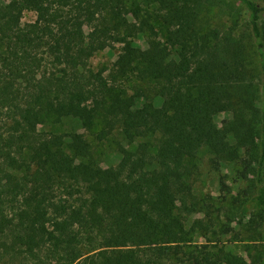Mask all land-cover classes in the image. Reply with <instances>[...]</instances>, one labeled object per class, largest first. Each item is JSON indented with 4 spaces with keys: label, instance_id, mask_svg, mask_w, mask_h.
Instances as JSON below:
<instances>
[{
    "label": "trees",
    "instance_id": "trees-1",
    "mask_svg": "<svg viewBox=\"0 0 264 264\" xmlns=\"http://www.w3.org/2000/svg\"><path fill=\"white\" fill-rule=\"evenodd\" d=\"M234 1L245 23L210 26L226 0H0V264H261L194 244L202 220L186 227L201 210L187 161L201 150L214 168L240 165L238 218L252 236L264 225V4ZM138 33L145 55L124 49L108 75L90 65ZM130 72L156 84L158 105L128 95L118 78ZM99 119V139L115 128L128 146L158 142L121 146L106 169L88 139ZM48 120L79 130L60 145Z\"/></svg>",
    "mask_w": 264,
    "mask_h": 264
},
{
    "label": "rangeland",
    "instance_id": "rangeland-1",
    "mask_svg": "<svg viewBox=\"0 0 264 264\" xmlns=\"http://www.w3.org/2000/svg\"><path fill=\"white\" fill-rule=\"evenodd\" d=\"M264 4V0H257ZM228 6L225 10L211 9L207 24L230 25L232 19H237L245 23L247 14L241 6L234 0H226ZM35 15L31 11H25L22 21L31 22ZM158 32V39L163 41L165 31L162 23L154 24ZM147 38L145 33H138L136 36L128 38L126 42L114 43L112 47L106 48L96 53L90 60V65L95 70L105 71V75L114 72L120 63V54L129 47L138 48L141 55L147 51ZM258 63L256 62V65ZM128 95L138 96V105L145 101H154L156 105L160 103L157 96V86L154 82L143 80L136 75V72H130L124 78H118ZM229 113H218L214 115V121L221 126L222 120L229 118ZM93 129L94 136L88 137L92 147V157L102 167L109 169L117 165L120 159L119 148L121 146L133 150L139 142L147 141L153 148L158 142V137L150 136L136 140L132 145H127L122 139L117 129L106 134L99 139L96 135L103 129L104 122L99 119ZM79 124L72 120H62L53 122L48 120L40 129L48 133L55 134L60 145L65 141L63 134L77 130ZM79 130V129H78ZM88 132H85L87 135ZM65 143V142H64ZM210 154L206 150H201L195 158L189 159L192 175V190L194 198L200 206L196 212L187 216L186 227L191 229L195 220H202L204 224L210 226L209 230H190L191 241L194 244H208L223 247L225 250L239 255L247 260L249 256H258L260 263L264 264V225L252 236V232L247 230V218L240 220L238 214L242 209V201L246 192L248 182L239 176L240 165L236 161H223L217 168H214L209 162ZM192 165V167H191ZM201 207V208H200ZM233 228L232 232H225V226ZM251 237H255L254 240ZM213 247L212 250L216 248Z\"/></svg>",
    "mask_w": 264,
    "mask_h": 264
}]
</instances>
